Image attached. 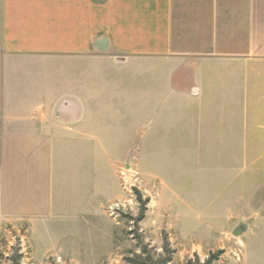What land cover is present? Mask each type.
<instances>
[{
    "label": "crops",
    "instance_id": "1",
    "mask_svg": "<svg viewBox=\"0 0 264 264\" xmlns=\"http://www.w3.org/2000/svg\"><path fill=\"white\" fill-rule=\"evenodd\" d=\"M132 101L204 151L264 152V0H0L2 217L90 213L97 115Z\"/></svg>",
    "mask_w": 264,
    "mask_h": 264
},
{
    "label": "rangeland",
    "instance_id": "2",
    "mask_svg": "<svg viewBox=\"0 0 264 264\" xmlns=\"http://www.w3.org/2000/svg\"><path fill=\"white\" fill-rule=\"evenodd\" d=\"M101 109L95 208L80 207L92 169L75 177L79 214L0 213V264H264V152L204 151L156 102Z\"/></svg>",
    "mask_w": 264,
    "mask_h": 264
}]
</instances>
